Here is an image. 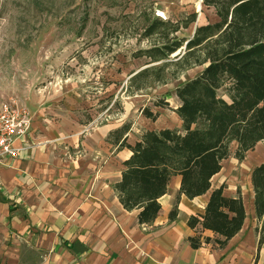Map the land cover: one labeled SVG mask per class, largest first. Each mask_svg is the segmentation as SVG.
<instances>
[{"label": "crops", "instance_id": "crops-1", "mask_svg": "<svg viewBox=\"0 0 264 264\" xmlns=\"http://www.w3.org/2000/svg\"><path fill=\"white\" fill-rule=\"evenodd\" d=\"M187 1L199 4L200 24L219 20L203 0ZM30 114L27 135L15 142L19 154L0 159V264H264L262 219L254 203L244 202L246 182L226 168L227 158L210 190L193 199L180 194L176 203L181 177L173 175L158 214L141 224L138 210H126L114 187L142 134L132 135L137 127L81 125L62 115L40 124ZM253 167L241 170H249L250 177ZM222 184L227 196L240 190L246 215L241 229L220 246L217 233L187 221L203 214L210 192ZM174 206L177 215L170 220ZM194 235L209 240L193 248Z\"/></svg>", "mask_w": 264, "mask_h": 264}, {"label": "rangeland", "instance_id": "rangeland-1", "mask_svg": "<svg viewBox=\"0 0 264 264\" xmlns=\"http://www.w3.org/2000/svg\"><path fill=\"white\" fill-rule=\"evenodd\" d=\"M198 12L187 0H0V105L23 104L40 124L62 115L81 125H132L135 136L176 128V89L208 64L214 44L187 49L202 25ZM228 85L217 96L229 100ZM235 149L231 142L226 168L246 182L244 202L253 203L249 170L241 169L261 161L264 140L243 161Z\"/></svg>", "mask_w": 264, "mask_h": 264}, {"label": "trees", "instance_id": "trees-1", "mask_svg": "<svg viewBox=\"0 0 264 264\" xmlns=\"http://www.w3.org/2000/svg\"><path fill=\"white\" fill-rule=\"evenodd\" d=\"M213 6L218 21L199 26L187 41V49L207 40L213 46L206 49L208 64L194 78L178 86L180 105L175 109L181 128L145 130L130 147L131 155L123 161L120 180L114 185L126 210L137 209L138 221L149 224L160 210L159 198L167 192L170 178L180 175L179 195L193 199L210 190L211 178L222 168L229 156L231 142L242 160L247 151L264 140V0H203ZM224 44L216 45L215 34ZM168 47L169 54L178 47ZM229 83V100L217 96L216 90ZM146 117L156 119L158 113L142 110ZM253 203L264 229V161L250 173ZM225 184L213 189L203 214L191 215L187 221L192 228L217 233L216 242L222 246L242 227L245 208L240 190L236 196L224 193ZM177 208L169 213L170 220ZM262 238V237H261ZM260 238V240H261ZM209 238L199 235L189 238L193 248Z\"/></svg>", "mask_w": 264, "mask_h": 264}, {"label": "built area", "instance_id": "built-area-1", "mask_svg": "<svg viewBox=\"0 0 264 264\" xmlns=\"http://www.w3.org/2000/svg\"><path fill=\"white\" fill-rule=\"evenodd\" d=\"M30 126L31 114L25 105L15 101L0 105V159L19 154L20 148L15 142L27 135Z\"/></svg>", "mask_w": 264, "mask_h": 264}, {"label": "bare ground", "instance_id": "bare-ground-1", "mask_svg": "<svg viewBox=\"0 0 264 264\" xmlns=\"http://www.w3.org/2000/svg\"><path fill=\"white\" fill-rule=\"evenodd\" d=\"M197 7L199 8V4L197 5Z\"/></svg>", "mask_w": 264, "mask_h": 264}]
</instances>
